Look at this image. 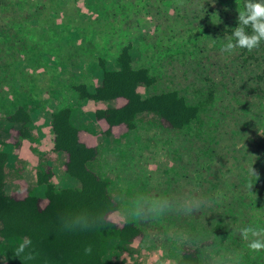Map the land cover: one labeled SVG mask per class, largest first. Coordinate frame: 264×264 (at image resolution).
<instances>
[{"label": "rangeland", "instance_id": "obj_1", "mask_svg": "<svg viewBox=\"0 0 264 264\" xmlns=\"http://www.w3.org/2000/svg\"><path fill=\"white\" fill-rule=\"evenodd\" d=\"M246 3L0 0V156L10 195L26 198L39 174L76 185L68 155L54 148L52 116L69 109L79 142L95 152L89 167L109 183L108 220L136 234L112 242L108 264H178L185 253L199 264H264V251L251 252L240 234L264 227V41L252 52L221 51ZM125 50L153 78L139 84L140 97L176 91L199 107L197 118L183 128L151 111L131 123L101 118L128 99H91L78 88L100 87ZM21 109L31 122L10 126ZM156 198L204 203L190 214L131 215Z\"/></svg>", "mask_w": 264, "mask_h": 264}, {"label": "trees", "instance_id": "obj_2", "mask_svg": "<svg viewBox=\"0 0 264 264\" xmlns=\"http://www.w3.org/2000/svg\"><path fill=\"white\" fill-rule=\"evenodd\" d=\"M119 69L105 67L102 85L89 92L79 87L82 96L112 102L125 97L128 103L121 108L109 106L98 115L111 125L131 123L136 114L157 112L171 126L183 128L199 114V107L189 104L176 91H166L142 98L137 94L139 84H150L153 78L148 70L134 69L131 57L125 50L120 58ZM21 111V112H20ZM7 119L10 126L22 129L32 118L21 109ZM23 111V112H22ZM55 140L54 148L67 154V172L76 185L57 187L49 177L41 174L34 178L35 185L26 198L16 199L7 191L4 174L5 159L0 156V263L7 264H108L105 253L112 242H130L136 235L129 227L119 228L108 220L112 209L109 183L89 167L95 158L91 148L78 140V129L71 120V111L63 109L52 116ZM131 125V124H130ZM47 199L41 206V192ZM35 188V189H34ZM77 220L93 222V227L82 230L73 227ZM22 237H29L32 245L19 257L15 249ZM90 248L88 252L86 249ZM178 264H199L193 253H185Z\"/></svg>", "mask_w": 264, "mask_h": 264}, {"label": "clouds", "instance_id": "obj_3", "mask_svg": "<svg viewBox=\"0 0 264 264\" xmlns=\"http://www.w3.org/2000/svg\"><path fill=\"white\" fill-rule=\"evenodd\" d=\"M248 29H251V31L249 32ZM262 41H264V0H247L243 10L239 11L238 26L234 28L232 37L222 46L221 51L231 54L237 48H240L252 52L260 47ZM203 203L204 201L196 198L184 199L179 204H175L173 200L168 198H156L150 201L146 211L141 208L138 214L131 215L148 220L173 210L174 207L190 214L194 211H199ZM93 226L92 221L77 220L73 227L66 228L70 230L76 228L86 230ZM240 234L251 252L259 253L264 251V227L248 226L241 229ZM31 245V238L22 237L14 255L19 257ZM86 251L90 252L91 249L88 248Z\"/></svg>", "mask_w": 264, "mask_h": 264}]
</instances>
